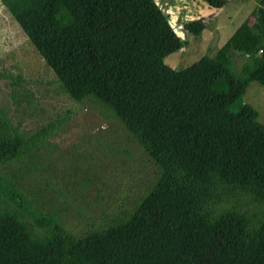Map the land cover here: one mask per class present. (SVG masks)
<instances>
[{"label": "trees", "instance_id": "1", "mask_svg": "<svg viewBox=\"0 0 264 264\" xmlns=\"http://www.w3.org/2000/svg\"><path fill=\"white\" fill-rule=\"evenodd\" d=\"M0 2L60 89L111 113L156 175L111 222L77 235L5 175L50 130L28 138L0 108V264H264V125L247 104L231 111L250 83L264 88V0L182 70L164 64L183 41L154 0ZM183 29L199 37L205 24Z\"/></svg>", "mask_w": 264, "mask_h": 264}, {"label": "rangeland", "instance_id": "2", "mask_svg": "<svg viewBox=\"0 0 264 264\" xmlns=\"http://www.w3.org/2000/svg\"><path fill=\"white\" fill-rule=\"evenodd\" d=\"M154 1L183 41L179 51L164 59L173 70L213 56L242 22H253L258 7L254 0H225L220 9L202 1ZM193 20L205 24L199 37L183 29ZM243 63L237 55L235 75ZM242 104L255 109L264 125L262 86L250 83L231 111ZM0 108L28 138L50 130L47 140L34 148L37 154L11 164L5 175L25 196L33 194V199L46 204L45 212L60 213L64 227L77 235L111 222L114 212L130 207L156 177L151 162L111 113L91 101L75 102L60 89L1 2Z\"/></svg>", "mask_w": 264, "mask_h": 264}]
</instances>
